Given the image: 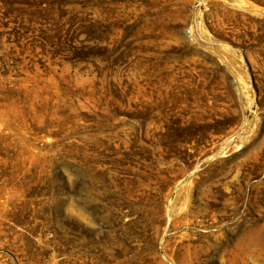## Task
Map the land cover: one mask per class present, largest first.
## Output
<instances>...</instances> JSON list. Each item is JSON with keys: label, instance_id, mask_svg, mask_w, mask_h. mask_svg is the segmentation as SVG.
I'll use <instances>...</instances> for the list:
<instances>
[{"label": "rangeland", "instance_id": "rangeland-1", "mask_svg": "<svg viewBox=\"0 0 264 264\" xmlns=\"http://www.w3.org/2000/svg\"><path fill=\"white\" fill-rule=\"evenodd\" d=\"M0 264H264V0H0Z\"/></svg>", "mask_w": 264, "mask_h": 264}]
</instances>
